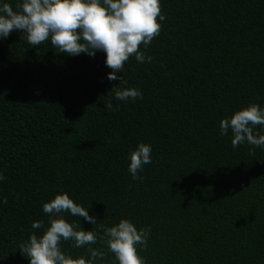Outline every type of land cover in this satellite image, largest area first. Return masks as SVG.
<instances>
[{"label": "trees", "instance_id": "1", "mask_svg": "<svg viewBox=\"0 0 264 264\" xmlns=\"http://www.w3.org/2000/svg\"><path fill=\"white\" fill-rule=\"evenodd\" d=\"M160 11L159 34L138 45L151 60L123 64V87L142 93L125 101L103 51L70 56L16 30L0 39V264H28L20 249L42 232L31 222L47 226L42 202L61 191L97 224L150 225L146 264H264V147L219 134L222 117L264 104V0H160ZM138 142L151 163L133 180ZM64 215L98 239L62 251L96 248L115 264L102 229Z\"/></svg>", "mask_w": 264, "mask_h": 264}, {"label": "clouds", "instance_id": "2", "mask_svg": "<svg viewBox=\"0 0 264 264\" xmlns=\"http://www.w3.org/2000/svg\"><path fill=\"white\" fill-rule=\"evenodd\" d=\"M164 15L160 11V0H18L13 6L9 0H0V39L6 38L13 30L23 34L31 46L48 40L57 52L67 55L84 53L88 56L97 50L103 51L104 64L111 69L106 73L109 81H119L122 87L113 88V98L120 101L142 96L134 86H126L120 76L125 61L134 56L138 63L145 57L138 45L145 48L152 38L159 34L160 21ZM104 107L112 110L111 102ZM118 108L119 105H116ZM259 125L260 132L256 131ZM231 132V146L247 143L264 147V104L248 102L230 115L219 120V134ZM251 150V149H250ZM127 170L133 180H142L145 164L151 163V146L138 142L127 153ZM4 177L0 174V180ZM4 200L0 199V203ZM88 208V207H87ZM87 208L74 202L66 192H58L42 202V212L47 215V226L41 220L31 222L32 229H42L41 234L29 233L21 252L28 264H101L104 252L87 248L88 256H73L60 247L61 241H71L72 247L91 245L98 239L95 230L84 229L68 216L83 217L91 225L102 229L100 237L113 254L115 264H146L137 251L149 237L150 225L137 227L129 218L122 217L111 226L97 224L95 216L89 215ZM80 220V219H79Z\"/></svg>", "mask_w": 264, "mask_h": 264}]
</instances>
